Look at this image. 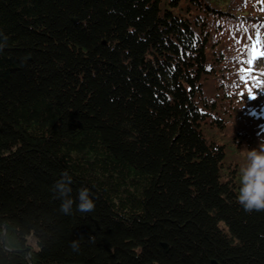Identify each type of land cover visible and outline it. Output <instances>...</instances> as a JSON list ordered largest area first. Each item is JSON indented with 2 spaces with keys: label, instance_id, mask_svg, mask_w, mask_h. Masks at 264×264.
Here are the masks:
<instances>
[{
  "label": "trees",
  "instance_id": "obj_1",
  "mask_svg": "<svg viewBox=\"0 0 264 264\" xmlns=\"http://www.w3.org/2000/svg\"><path fill=\"white\" fill-rule=\"evenodd\" d=\"M257 40L264 0H0V264H264V211L237 202Z\"/></svg>",
  "mask_w": 264,
  "mask_h": 264
},
{
  "label": "clouds",
  "instance_id": "obj_2",
  "mask_svg": "<svg viewBox=\"0 0 264 264\" xmlns=\"http://www.w3.org/2000/svg\"><path fill=\"white\" fill-rule=\"evenodd\" d=\"M0 47H3L0 45ZM248 164L241 170V186L237 196V202L246 213L253 211H264V149L257 151L250 150L247 154ZM72 177L68 172H62L61 178L53 185V193L61 200L60 212L64 215L73 214L74 200L70 197L72 191ZM76 204L77 211L89 213L94 211L95 204L90 198L87 188L78 190ZM94 241V237H90ZM73 251H79V241L73 240L70 243Z\"/></svg>",
  "mask_w": 264,
  "mask_h": 264
},
{
  "label": "rangeland",
  "instance_id": "obj_3",
  "mask_svg": "<svg viewBox=\"0 0 264 264\" xmlns=\"http://www.w3.org/2000/svg\"><path fill=\"white\" fill-rule=\"evenodd\" d=\"M261 1H263V0H261ZM242 123H243V119H242ZM227 125H228L227 128L224 130V136L227 139H230V138L232 139L230 155H232V157H234L236 159H240L241 152L243 149L238 146L239 140L236 137L239 135H242V134H231V132H235V130L233 128H231V126H234V124L228 120ZM239 125L240 124H238V126ZM243 125H244V129L248 131V126L245 125L244 123H243ZM239 130H243V129H241V127H239ZM253 135H254V133H253ZM243 136H245V135H243ZM245 137L246 138L244 139V141L246 143H248L249 145H254V141H256L258 139L256 136L251 137L249 134V131H248V136H245ZM240 142H242V140H240Z\"/></svg>",
  "mask_w": 264,
  "mask_h": 264
},
{
  "label": "snow or ice",
  "instance_id": "obj_4",
  "mask_svg": "<svg viewBox=\"0 0 264 264\" xmlns=\"http://www.w3.org/2000/svg\"><path fill=\"white\" fill-rule=\"evenodd\" d=\"M259 43H260V41L257 40V42L255 44L251 45L250 52H251L252 59L247 61V63H253L257 59L264 58V50H258L257 49V45ZM249 71L251 72V69H249ZM262 76H264V73H262ZM260 91L264 92V89H262ZM247 96H248L249 99H255L256 98V93L254 94L253 91L250 89L248 94H247Z\"/></svg>",
  "mask_w": 264,
  "mask_h": 264
}]
</instances>
